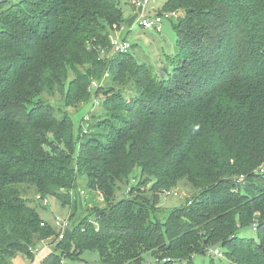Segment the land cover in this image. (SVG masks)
<instances>
[{
	"label": "trees",
	"instance_id": "trees-1",
	"mask_svg": "<svg viewBox=\"0 0 264 264\" xmlns=\"http://www.w3.org/2000/svg\"><path fill=\"white\" fill-rule=\"evenodd\" d=\"M173 12L183 14L177 53L161 76L122 34L131 49L112 54L120 0L0 2V264L33 260L30 249L58 235L25 188L71 206L85 178L110 203L137 169L129 197L54 243L98 251L105 264H143L149 253L156 264H198L217 243L220 264H264V0H167L160 14ZM110 78L133 80L132 94L103 89ZM89 102L104 115H87L76 133L68 110ZM181 181L193 197L157 219L158 195ZM145 183L151 199L137 193Z\"/></svg>",
	"mask_w": 264,
	"mask_h": 264
},
{
	"label": "rangeland",
	"instance_id": "rangeland-1",
	"mask_svg": "<svg viewBox=\"0 0 264 264\" xmlns=\"http://www.w3.org/2000/svg\"><path fill=\"white\" fill-rule=\"evenodd\" d=\"M1 1L3 0H0V2ZM9 1L19 2L20 0ZM143 1L147 2V0ZM149 1L150 3L147 8L142 10L134 3V0H120L125 12V23L121 27V29H123L122 32L120 29L118 30V28H116L117 31L113 34L112 39H115L119 36V34H122V37L127 38L133 46L131 55L135 56L139 62L146 63L148 66L153 67L155 74L165 76L170 69V67L166 65L168 58L173 57L177 53L178 34L175 31L173 24L178 23V20L183 17V14L181 12L177 14L173 12L175 15L172 18H175L172 20H166L163 23L160 32L157 30H145L137 22L138 19L142 15L151 17L155 14H160L167 0ZM131 22L132 24L130 25ZM101 85L102 88H106V90H108L110 86H116V91L126 94V96L132 94L131 91L134 88L133 80L125 84L121 83L120 85H114L110 78L102 81ZM98 97L99 98L97 100L94 99L92 103H103L106 96L101 92ZM58 100L61 101L60 96H55L54 99L49 98V101H53L54 104H57ZM92 103L89 102L87 104H79L77 109L70 108V110H68L69 115L74 121L76 133L79 130L80 124L85 117H87V115L90 114L91 117L93 115H104L102 105L93 108ZM93 121L94 120H92V122ZM139 172L140 171L137 169L130 178L129 186L122 187L110 203H107L100 193L89 192L85 178H79L76 187L73 191H71V206H63L61 202L54 197L43 198L41 195L36 193L34 188H25V193L31 202V206L37 207L41 217L47 223H52L54 216H56L64 220L68 219L74 229L77 228V226H82V228H84V226L97 222V210H107L111 207V205L117 203L121 199L129 197L128 189L134 186V179H138ZM151 186V183H145V185L141 186L142 191H138L137 193L140 196H145L151 199L153 195L152 192H149ZM194 193L195 190L186 181H181L177 188L160 193L158 195L157 206L155 205L157 209L154 211V216L164 222L170 211L186 204V202L193 197ZM39 197H41L42 200H39ZM131 198L135 197L131 196ZM45 199L49 202V205L46 207L43 205ZM76 208V216L71 219V213H73ZM239 236L245 239H257L256 232L253 229H242L239 232ZM56 239L55 234L42 239L36 244V246L30 249V253L34 257L33 260L28 259L22 254H18L12 260V264H45L46 260L48 264H52L55 258L52 254H56L58 264H105L102 262L101 255L98 251H87L82 255H79L74 251V249H71L70 251L67 248H60L57 243H54L57 242ZM216 249H219L222 254L224 253V249L222 250L220 245L214 243L213 246L207 250V256H196L195 262L198 264H210V262L214 260L215 264H220L219 260L224 258V256L217 257L214 253ZM155 254L156 253H149V255H146L143 264H156L158 260L154 257Z\"/></svg>",
	"mask_w": 264,
	"mask_h": 264
},
{
	"label": "built area",
	"instance_id": "built-area-1",
	"mask_svg": "<svg viewBox=\"0 0 264 264\" xmlns=\"http://www.w3.org/2000/svg\"><path fill=\"white\" fill-rule=\"evenodd\" d=\"M134 3L137 4L142 10L146 9L149 5L150 1L147 0V2H144L143 0H134ZM175 15V13L167 14L166 16H162L161 14H155L151 17H147L145 15H142L138 20L140 25L146 29V30H157L161 31L162 25L165 20H169ZM123 31V30H122ZM131 49V44L121 39L119 36L113 41V50L112 54H124L127 53ZM39 200H42L41 197L38 198ZM45 207L49 205V202L47 199L44 200ZM54 228L56 229L58 235L57 240H64L67 232L71 230V223L68 219H62L60 217L54 216ZM45 225L44 223L42 224ZM215 255L217 257H223V254L219 249H216L214 251Z\"/></svg>",
	"mask_w": 264,
	"mask_h": 264
},
{
	"label": "crops",
	"instance_id": "crops-1",
	"mask_svg": "<svg viewBox=\"0 0 264 264\" xmlns=\"http://www.w3.org/2000/svg\"><path fill=\"white\" fill-rule=\"evenodd\" d=\"M132 24V22L130 23V25Z\"/></svg>",
	"mask_w": 264,
	"mask_h": 264
}]
</instances>
